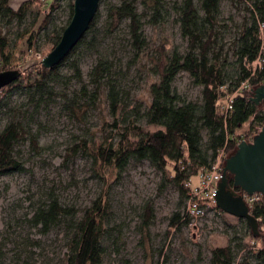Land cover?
Instances as JSON below:
<instances>
[{"label":"rangeland","instance_id":"374dc122","mask_svg":"<svg viewBox=\"0 0 264 264\" xmlns=\"http://www.w3.org/2000/svg\"><path fill=\"white\" fill-rule=\"evenodd\" d=\"M123 1L102 0L96 29L88 39L94 38L96 46L92 49L82 46L73 57L79 61L82 81L75 78V71L66 64L59 69L60 78L52 84L56 92L74 97L77 105L83 107L89 101L82 95V88L86 87L89 93L97 90L91 72L100 60L108 61L124 104L117 117L108 108L105 81L98 88L100 104L76 112L70 111L63 99L33 101L25 90L2 94L8 99L7 106L0 109V131L12 122L21 123L38 139V149L33 148L30 136L14 147V157L23 164L24 171L0 177L2 264H67L72 217L63 218L46 233L33 224L35 213L48 205L52 197L63 208L72 210L75 220H80L98 199L109 203L102 264H211L212 252L226 247L232 248L236 263L248 259L251 264H260L254 253L264 237L254 247L252 232L245 221L214 209L202 220L194 223L190 220L188 225L173 229L175 214L186 217L189 199L182 196L177 186L165 182L164 175L149 161L132 160L119 172L95 163L91 156L101 145L117 147L127 136L134 139L135 128L145 132L160 130L149 125L145 118L152 101L150 88L158 81L154 66L159 62L162 45H166L168 54L177 50L185 55L189 51V39L183 37L179 16L173 10L174 4L183 0H162L164 11L157 24L152 22L153 12L147 10L143 0L137 1L147 45L139 55L133 46L129 20L122 22L116 31H111L108 25L107 8ZM195 1L200 9L198 0ZM28 2L30 8L22 26L17 21L4 25V33L10 40L9 71H19L23 78L30 67L42 63L53 50V30L65 27L70 17V0L60 1L49 32L39 33L30 48L28 40L38 29L37 15L45 14L51 0H12L10 6L18 11ZM246 8L239 0L221 2V35L216 50L221 51L222 60L227 59L228 64L235 62L233 43L250 17ZM26 32L28 37L20 42V34ZM1 63L0 57V67ZM173 89L188 102L202 103L203 88L186 72L177 76ZM252 131L249 123L237 131L236 137L250 136ZM203 137L206 142V132ZM192 182L196 185L198 178ZM147 205L153 213L146 227Z\"/></svg>","mask_w":264,"mask_h":264},{"label":"trees","instance_id":"16d2710c","mask_svg":"<svg viewBox=\"0 0 264 264\" xmlns=\"http://www.w3.org/2000/svg\"><path fill=\"white\" fill-rule=\"evenodd\" d=\"M12 0H0V57L2 63L0 73L9 71L10 59L8 50L10 40L4 33V25H11L17 21L22 26L29 11V2L24 3L18 11L11 6ZM60 1L51 0L45 14L38 13L36 26L38 29L30 36L28 44L33 47L36 36L42 31L49 32L54 13L60 8ZM138 0H124L120 5H111L107 8L108 25L111 31H116L125 20H129V30L133 46L137 54L144 52L146 41L143 36L141 16L136 9ZM247 5L249 19L233 43V57L235 62L228 64L222 60L221 51L216 50L219 32V17L222 0H198L200 9L195 0H183L175 3L173 10L179 16L183 37L189 39V51L182 55L177 50L167 53L166 45H162L159 53V62L155 64V76L158 81L150 88L152 101L148 106L145 118L149 125L158 127L155 132H145L135 128V138L125 137L120 145L99 146L91 153L95 163L121 172L130 161H149L164 175V181L178 187L183 197L189 199L190 189L187 184L197 177L202 169H210L217 161L219 154L226 151L230 157L236 150V133L247 124L252 129L264 126V110L252 102L254 91L264 85V39L260 31V24H264V0H239ZM147 10L153 12V21L159 23L164 11L162 0H143ZM73 3L70 0V17L67 25L60 30H53L55 48L61 41L65 29L73 17ZM203 13V15H202ZM98 15V14H97ZM93 21L89 32L69 57L59 66L46 70L42 63L33 65L27 70V77L21 78L15 84L0 91V109L7 106L8 97L3 93L16 90H25L30 99L39 102H55L63 99L67 108L76 112L78 109L90 108L100 103L99 86L106 82L107 104L110 113L117 117L123 109L121 88L113 77V67L108 61L100 60L91 72L93 84L97 86L94 93H89L86 87L82 88V95L88 99L85 106L77 105V100L64 93L56 92L52 84L60 78L59 69L69 64L75 71V78L81 82L82 73L78 59L74 55L82 46L94 48L95 39L89 37L97 26V19ZM28 32L20 34L19 41L28 37ZM53 48V49H54ZM230 69V70H229ZM188 73L195 83L203 88L201 104L188 102L174 89L173 83L177 76ZM248 82L250 90L238 91L241 85ZM235 94L233 111L227 114L221 109L223 101ZM206 132L207 141L203 134ZM30 136V137H29ZM30 138L34 149H38V139L30 135L21 123H10L0 131V177L24 171L23 164L14 157V147L21 141ZM230 190L242 194L234 188L231 178ZM251 215L259 222L261 235L251 239L257 247L264 236V196L260 204L250 208ZM110 206L102 199H98L86 209L80 220H75L72 210L63 208L58 199L52 197L50 203L38 209L33 217V224L41 227L43 232H49L60 224L63 218L72 217L69 223L71 232L68 245L67 264H102L105 249L103 238L107 233L105 223L109 217ZM152 207L145 208L144 225L147 227L152 219ZM189 217L182 218L175 214L171 227L177 228L188 225ZM250 230L249 226H247ZM258 263L264 264V242L254 253ZM3 254L0 249V264ZM211 264H251L248 259L236 263V257L231 247L218 248L212 252Z\"/></svg>","mask_w":264,"mask_h":264},{"label":"water","instance_id":"95a60500","mask_svg":"<svg viewBox=\"0 0 264 264\" xmlns=\"http://www.w3.org/2000/svg\"><path fill=\"white\" fill-rule=\"evenodd\" d=\"M101 2L102 0H74L70 24L65 29L60 43L46 54L42 61L46 70L59 67L84 39L99 12ZM20 78L19 71L0 73V91L15 84ZM252 102L259 107L264 106V85L254 91ZM231 178L234 188L242 193L248 196H264V128L254 138L253 143L241 142L236 152L228 157L216 195V206L220 211L245 221L253 236L259 237V222L251 215L243 196L230 190Z\"/></svg>","mask_w":264,"mask_h":264},{"label":"built area","instance_id":"2783aa9c","mask_svg":"<svg viewBox=\"0 0 264 264\" xmlns=\"http://www.w3.org/2000/svg\"><path fill=\"white\" fill-rule=\"evenodd\" d=\"M260 31L262 38L264 39V24H260ZM250 90L248 82L241 85L238 91ZM235 99V94L226 98L221 104V109L227 114L233 111V103ZM263 127H256L252 129L253 133L250 136H241L236 139V147L241 144V142L253 143L254 138L262 131ZM249 140V141H248ZM226 151H222L216 163L210 169H202L198 175V182L196 185L193 184L192 180L187 184L190 189V197L188 201L187 213L186 215L192 221V223L202 220L207 213L214 209H218L216 206V195L219 183L223 178V169L225 167V162L228 159ZM249 206L253 207L256 204H260L263 196L261 194H255L254 196H248L245 193L241 194Z\"/></svg>","mask_w":264,"mask_h":264}]
</instances>
